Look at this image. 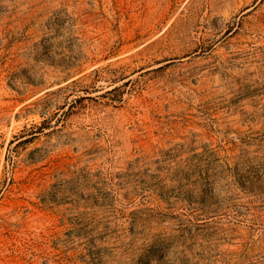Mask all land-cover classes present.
Returning a JSON list of instances; mask_svg holds the SVG:
<instances>
[{
	"label": "rangeland",
	"instance_id": "obj_1",
	"mask_svg": "<svg viewBox=\"0 0 264 264\" xmlns=\"http://www.w3.org/2000/svg\"><path fill=\"white\" fill-rule=\"evenodd\" d=\"M0 264H264V0H0Z\"/></svg>",
	"mask_w": 264,
	"mask_h": 264
},
{
	"label": "trees",
	"instance_id": "obj_2",
	"mask_svg": "<svg viewBox=\"0 0 264 264\" xmlns=\"http://www.w3.org/2000/svg\"><path fill=\"white\" fill-rule=\"evenodd\" d=\"M98 72V70H94V72L93 73H97ZM118 88V86H114L112 89H110V90H112V91H114V90H116ZM109 90V91H110ZM109 91H107V92H109Z\"/></svg>",
	"mask_w": 264,
	"mask_h": 264
}]
</instances>
